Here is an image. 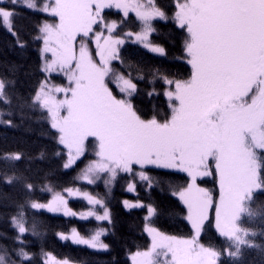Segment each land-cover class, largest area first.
<instances>
[{
    "label": "snow or ice",
    "instance_id": "snow-or-ice-1",
    "mask_svg": "<svg viewBox=\"0 0 264 264\" xmlns=\"http://www.w3.org/2000/svg\"><path fill=\"white\" fill-rule=\"evenodd\" d=\"M92 0H55V7L45 5L40 8L35 0H27V7L49 12L59 17V24H45L41 28L44 43L54 39L57 48L45 47L44 51L53 53V61H45L42 71L51 72L59 59L63 69L75 60V70L69 81L75 87H49L42 84L33 97V104L39 103L52 117V128L60 133L58 142L68 150V160L64 168H70L85 151V139L95 137L98 141L96 153L98 161L90 163L82 179L89 184L100 179L97 173H108L106 185L114 181L118 171L133 173L132 165L153 164L157 167L172 168L186 173L190 182L187 187L169 185L172 195H176L188 209L187 219L192 224L196 236L191 240L168 236L150 226V218L158 213L152 205L147 206L148 216L146 230L152 235V246L148 251L137 252L134 264H160L159 256L171 253V261L164 264H224L221 260L227 255L230 264H243V247L256 248L264 252V247L255 245L248 236L256 233L242 225V217H261L264 219V205L255 207V194H264V155L257 150H264V0H178L176 19L178 26L187 29L190 41L186 43V52L192 66L191 79L175 81L176 91L168 90L165 95L171 100L179 101V107L172 105L173 115L170 121L159 123L156 119L141 120L133 110L130 97L136 91L131 82V74L126 79L118 76L122 83L120 91L127 98L117 99L109 90L106 77L113 72L110 61L120 59L115 46L125 40L113 38L111 34L117 29V23H107L105 27L109 36L96 34L95 40L100 57L97 64L86 43H81L79 58L76 59L68 44L74 41L78 33L89 37L92 25L97 23L91 8ZM17 3V0H12ZM102 5L97 3L95 16L99 17ZM115 7L123 9L125 17L129 10L135 11L141 23V31L136 38L150 51L164 55L165 50L148 40L154 31L152 21L156 18L167 19L165 13L155 5V0H126L116 3ZM14 12L0 9V26L17 37L20 48L24 44L19 40L11 23ZM104 23L103 21H100ZM127 36H132L128 32ZM39 38V37H38ZM62 49L63 51H59ZM131 67V66H129ZM143 79L142 76L138 77ZM171 85L172 80L163 77ZM5 84L0 80V101L9 103L4 95ZM71 92V99L59 100L53 92ZM152 95V93H149ZM67 106V116L60 115V109ZM11 125V121H3ZM59 155V153H57ZM43 156V154H41ZM19 161L20 153L8 157ZM215 161L216 175L219 179L220 200L215 204V227L220 237L226 241L223 249L199 243L204 222L209 219L208 209L213 205L210 193L197 187L198 177L209 176V162ZM95 175V179L92 178ZM142 180L150 178L143 172L137 173ZM17 178L6 177L12 184ZM134 188V185H129ZM27 188L32 189L28 184ZM51 190V189H49ZM70 194L86 199L92 209L82 214V219L95 216L96 219H108L105 201L93 197L88 192L69 188ZM125 206L143 207L144 205ZM104 208L101 216L94 211L95 206ZM33 209L46 208L50 212L64 208L68 214L66 201L57 195L48 204L36 201L30 203ZM75 215V213H73ZM12 225L20 235L17 241L28 231L26 216L21 208L12 217ZM33 234L38 235L33 227ZM102 232L91 237H84L73 231L71 237L63 233L60 239H71L73 243L86 244L97 249H107L99 240ZM158 249L160 251H158ZM21 264L29 262L32 255L23 247L16 250ZM0 264H16L8 253H0ZM44 264H72L69 259L59 260L46 254Z\"/></svg>",
    "mask_w": 264,
    "mask_h": 264
},
{
    "label": "trees",
    "instance_id": "trees-1",
    "mask_svg": "<svg viewBox=\"0 0 264 264\" xmlns=\"http://www.w3.org/2000/svg\"><path fill=\"white\" fill-rule=\"evenodd\" d=\"M155 5L165 13L167 19L152 21L154 31L151 32L150 41L162 47L164 55L151 54L128 41L118 49L121 58L117 59L113 68L128 78L131 74L136 91L130 100L136 115L141 120L156 119L165 123L170 118V105L175 103L168 102L164 97L170 85L165 83L163 77L173 82L190 78L191 67L185 61L188 58L185 46L190 36L186 27L181 28L176 23L174 0H155ZM0 9L14 12L11 23L24 44L23 48L17 46V37L12 36L6 26H0V80L4 81V95L9 101L7 104L0 101V253L6 251L16 264H21L16 255L20 247L32 255L30 264H44L42 255L45 252L57 259H69L74 264H131L132 255L149 245L144 233V215L148 205L159 210L151 221L158 231L181 239L189 238L192 232L185 219V208L169 190V185L187 186L188 178L184 174L147 168L145 174L150 178L151 187L148 180L127 173L117 174L116 179L107 185L105 180L108 176H104L99 183L82 182L87 164L99 159L94 138L86 141L84 155L72 167L64 168L67 149L58 142L59 133L52 128L45 110L38 103L33 104V97L45 78L40 69L38 49L42 44L40 30L46 16L23 8L18 2L13 4L12 0H0ZM102 17L104 24L109 21L117 22L118 26L122 24L117 34L123 32L124 26L131 31L141 28L140 23L133 21L130 15L122 19L118 11L111 9L104 11ZM94 33L86 39L82 35L77 38L85 39L90 47L92 41H96L95 35L101 34L100 31ZM140 76L143 79L138 78ZM50 81L63 82L59 76H51ZM8 120L12 122L11 125L3 122ZM14 153H20L22 159L15 161L8 158ZM257 154L264 155V150H259ZM261 171L264 172V169ZM210 172L212 174L198 180V184L215 199L219 192L212 162ZM9 176L17 179L8 184L6 177ZM130 182L134 185L131 192L126 191ZM28 184L32 185L31 190L27 188ZM69 188L103 199L109 210V222L54 215L30 206L32 201L46 203L51 197L61 195L73 210H86L88 206L82 199H69L66 191ZM125 201L144 206L126 207ZM257 204L264 205V194H255L253 206ZM21 208L28 228L21 237L22 245L17 241L20 234L12 225V217ZM242 225L256 233L247 239L264 247V219L244 215ZM34 226L38 235L33 234ZM73 228L86 237L102 232L101 239L108 246L107 249L93 251L58 239V233H68ZM199 240L205 246L212 245L221 250L226 243L215 232L212 217L204 224ZM243 252V264H264V252L259 249L244 246ZM221 260L224 264H230L226 254Z\"/></svg>",
    "mask_w": 264,
    "mask_h": 264
},
{
    "label": "rangeland",
    "instance_id": "rangeland-1",
    "mask_svg": "<svg viewBox=\"0 0 264 264\" xmlns=\"http://www.w3.org/2000/svg\"><path fill=\"white\" fill-rule=\"evenodd\" d=\"M17 2H18V4H19L20 6H22L23 8L29 9V10H31V11H38V12L41 13L42 15H45V16H46V21L44 22L45 24H49V25H53V26L59 24V17H58V16H55V15H52V14L50 13V11H49V12H45V11L40 10L39 8H37V9L29 8V7H27V0H17ZM124 2H126V0H92V2H91L92 13H93V16L96 18L97 23L92 25L93 32H91V33L95 34L94 32H96V31H100V32H101V35H102V38H101V40H100V43H101V44L104 43L103 37H107V36H109V33L107 32V29H106V27H105V24L100 22V21H103V22H104V19H103V17H102L104 11L109 10V9L114 10V11H118V12L121 14V16H122V19H126V18L130 15L133 21H134V20H137L138 23H140V21H139V20L137 19V17H136V13H135V11L129 10V12H128V16L125 17L123 9H120V8L115 7L116 3H124ZM144 2L147 3V0H144ZM179 2H180V3H183L184 0H179ZM35 3L38 4V5L40 6V8H43L45 5H50L51 7H55V0H35ZM97 3H99V4L102 5V7H101V9H100V15H99V17H96V16H95L96 5H97ZM174 3H175V6H176V13H177V11L179 10V9L177 8L178 0H174ZM176 13H175V19H176ZM154 20H156V21H160V20L165 21V19H159V18H156V19H154ZM154 20H153V21H154ZM112 22H115V21H109V22H107V23H112ZM107 23H106V24H107ZM116 23H117V22H116ZM176 23L179 24V22H178L177 19H176ZM45 24H44V25H45ZM119 26H120V25H119ZM119 26H118V23H117V29L111 34V36H112L113 38H122V39L125 40V43L128 42V41H130V42H132V43H135V44L140 45L142 48H144L146 51H148V52L151 53V54H154V55H157V56H161V55L158 54V53H155V52L150 51L148 48L144 47L143 44H142L139 40H137L135 34L138 33V32H140L141 30H139L138 32H132V31H130V30H126L127 28L124 26V27H123V29H124L123 32L117 34V31H118ZM120 27H122V24H121ZM5 28H7V26H6ZM40 31H41V30H40ZM128 32H132L133 35H132V36H127L126 34H127ZM41 33H42V32H41ZM91 33H89V36H90ZM44 35H45L44 33L41 34L42 44H41V46H40L39 49H38V53H39V56H40V69H41L42 74L45 76V78H44V80L42 81L41 85H42V84H47V86H49V87L55 85L56 87H60V88H70V87H75V82H74V81H71V82L69 81V76L71 75V73L68 71V68H69V67L72 68L73 70H75V60H72L71 63H70L69 65H67V66H65L63 69H61V67H60V63H59V59L57 58V64L55 65L54 70H52L51 72H45V71H42V69L45 67V61L47 60V61L50 63V62H52L53 59H54V57H53V53H52L51 51H47V52L44 51L45 47L57 48V45H56L54 39L50 40V41H49V44L46 46L45 43H44ZM78 35H82V38H85V39L88 38V37H84L82 33H78L77 36H78ZM150 35H151V33H149V35H148V40H149V41H150ZM77 36H76V39H75L74 41H70L69 44H68L69 48L71 49V53H69V54L71 55L72 53H74L76 59L79 58V49H80L81 43L83 42V43H86V44L88 45V43H87V41H86L85 39L80 40L79 38H77ZM95 37H96V35H95ZM122 45H123V44H122ZM122 45H117V46H115V47L117 48V51H118V49H119ZM91 50H92V51H91ZM59 51L62 52L63 50H62V49H59ZM89 51H90V53L92 54V56H93V58H94V62H96V63L98 64L99 61H100V57H99L98 55H96V52L98 51L96 41H92V45L89 47ZM185 52H186V46H185ZM186 54H187V52H186ZM94 55H95V57H94ZM187 56H188V55H187ZM189 59H190V57H188L187 59H185V61L188 63V60H189ZM112 61H114V60H111V61H110V67H111V68H112V65H111ZM188 64L190 65V67H191V72H192V66H191L190 63H188ZM191 75H192V74H191ZM50 76H59V77L63 80V82H62V83H56V82L50 81ZM118 76H123V75L120 74V73H118L117 71H114V68H113V72L110 73L109 76L105 78V79H106V83H107V85H108V87H109V90L113 93V95H114L117 99L127 98V97H125V94L122 93V92L120 91V87L122 86V83H121L120 81L117 80V77H118ZM123 77L126 78L125 76H123ZM126 79H128V78H126ZM190 79H191V76H190V78H189L188 80H190ZM186 81H187V80H186ZM41 85H40V87L38 88L37 92L41 89ZM168 90H170V91H172L173 93H175V91H176V88H175V82L172 83L171 87H168V88L166 89V91H168ZM166 91H165V92H166ZM37 92H36V93H37ZM35 95H36V94H35ZM53 95H55L56 98L59 99V100H63V99H65L66 97L69 98V99H71V92H70V91L67 92V93H65V92H53ZM131 96H132V95H131ZM165 99H166L168 102L174 101L175 104H173V105L176 106V107H179V101H177L174 97L170 100L169 97H168L167 95H165ZM38 104H39V103H38ZM43 109H44V108H43ZM44 110H45V112L47 113V115H48L50 121L52 122V117L50 116V114L48 113V111H47L46 109H44ZM170 111H171V113H170V118H169L168 121L171 120L172 115H173L172 106H171ZM60 115H61V116H67V115H68V112H67V106H65V107H63V108L60 109ZM150 120H152V119H148V120H144V121H150ZM168 121H167V122H168ZM157 122H158V121H157ZM159 123H160V122H159ZM56 130H57V129H56ZM57 132H58V131H57ZM58 133H59V132H58ZM59 135H60V133H59ZM89 138H94V139H95V137H87V138L85 139V143H86V141H87ZM85 145H86V144H85ZM96 147H98V141H97V143H96ZM258 151H259V150H257V152H258ZM84 153H85V151H84ZM84 153H83V155H84ZM83 155H81V156L79 157V159H80ZM79 159H77L76 161H78ZM67 160H68V150H67ZM67 160H66V161H67ZM210 162H212L213 168H214L215 173H216V169H215V161H214V160H211ZM210 162H209V170H210ZM89 164H90V163H89ZM89 164H87V165H89ZM73 165H74V164H73ZM73 165H72V166H73ZM87 165H86V166H87ZM72 166H71V167H72ZM132 168H133V173H131V175L133 174V175H135L137 178H140V176L137 175V173H140V172L145 173V169H147V168L159 169V170H166V171H171V172H177V173L184 174V175L188 178V176H187L186 173L180 172V171H178V170H176V169H172V168L157 167L156 165H153V164H146V165L143 166V168H141L140 165L133 164V165H132ZM67 169H68V168H67ZM119 173H127V172L118 171L117 174H119ZM83 174H84V173H83ZM83 174H82V176H83ZM127 174H130V173H127ZM95 175H99V176H100V179H96V180H95V183H99V182L102 180V178H103L104 176H108L109 174L107 173V174L103 175V174H101V173H97V174H95ZM95 175H92V178H93V179H95ZM205 177H208V176H205ZM205 177H198V178H197V180H196V185H197V187L203 188L202 186H200V185L198 184V180H201L202 178H205ZM216 177H217V175H216ZM140 179H141V178H140ZM81 180H82V182H87V181L83 180L82 177H81ZM216 181H217V187H218V192H219V193H218V196H217L215 199H213V197H212V199H213V205L208 209V217H209V218L212 217V226H213L215 232L217 233V235L219 236V234H218V232H217V230H216V227H215L216 212H215V208H214V207H215V204L218 203L219 200H220V186H219V179H218V177L216 178ZM189 182H190V180H189V178H188V183H189ZM129 185H133V183L130 182ZM186 187H187V186H186ZM204 189H205V188H204ZM73 190H74V189H73ZM128 190L131 192L132 188H130V187L128 186V188H127L126 191H128ZM206 190H207V189H206ZM207 191H208V190H207ZM82 192H86V191H82ZM208 192H209V191H208ZM67 193H68V192H67ZM74 193H75V190H74ZM209 193H210V192H209ZM68 194H69V193H68ZM210 195H211V194H210ZM56 196H57V195L51 197L49 201H47L46 203H42V204H48L49 202L53 201V199H54ZM60 196H61V195H60ZM70 196H71V197H70ZM211 196H212V195H211ZM68 197H69V199H70V198H79V199H82V198L79 197V195H76V194H73V195H70V194H69ZM93 197H94V196H93ZM175 197H176V199H177V200L183 205V207L185 208V212H186V217H185V219H186V222H187V224L189 225V227H190V229H191V232H192V234H191V236H190L189 238H183V239L191 240V239H193V237L196 236V233H195V231H194V229H193V227H192V224H191V223L189 222V220L187 219V216H188V209H187V207L184 205V203L179 199L178 196L175 195ZM64 200L66 201V206H67V209H68V214H65V210H64L63 207H61L60 211H57V212H50V211H48L46 208L37 209V210H40V211H43V212H46V213H50V214H54V215H60V216L62 215V216H65V217H77V218L82 219V218H81V215H82V214H86L88 210H90V209L93 208V206L90 205L86 199H82V200L87 204L88 208H87L86 210H84V211H80V212H79V211H75V210H73L72 208H70V207L67 205V200H66V199H64ZM124 205H125V203H124ZM129 205H134V204H130V203H129ZM106 208H107V206H106ZM94 211L98 212L101 216H103V214H104V208L100 207L99 205H96V206H95ZM107 211H108V214H109V210H108V208H107ZM73 213H75V215H73ZM144 216H145V219H144V233H145V235L147 236V238H148V240H149V245H148V247H147L146 249L141 250V251H139V252L148 251V250L151 248V246H152V241H153L152 235L149 234V232L146 230V227H145L146 224L149 223V221L146 220V217L148 216V210H147V207H146V214H145ZM153 217H154V216H152V217L150 218V226L153 227V228H155V227L152 226V224H151V221H152ZM88 218L98 220V219L95 218V216H90V217H88ZM88 218H87V219H88ZM102 220H103V221H106V222H109L110 219L108 218V219H102ZM208 220H209V219H208ZM208 220H206V221L204 222V224H205ZM98 221H99V222H102V221H100V220H98ZM155 229H156V228H155ZM73 231H76V229L73 228V229H71L68 233H63V234L68 235L69 237H71V234L73 233ZM76 232H77V231H76ZM201 233H202V231H201ZM201 233H200V236H201ZM82 236H83V235H82ZM200 236L197 237L199 243H200V240H199V239H200ZM84 237H86V236H84ZM89 237H90V236H89ZM86 238H88V237H86ZM222 238H223V237H222ZM58 239L61 240L62 242H69V243H71L72 245L85 247V248L90 249V250H93V251H104V250H106V249L92 248V247H89V246L86 245V244H77V243H73L71 239L63 240V239H60L59 236H58ZM179 239H181V238H179ZM99 240H100L101 242H103V240L101 239V235L99 236ZM103 243H104V242H103ZM104 244H105V243H104ZM158 251H160V250L158 249ZM46 254H50V253L45 252V253L42 255L43 263H44V259H45V257H46ZM135 254H136V253H135ZM135 254L132 255V258H131V264H134V262H133V257L135 256ZM54 258H55V257H54ZM56 259H57V258H56ZM158 259H159V261H160V264H164L165 259H167V260L170 262V261H171V253H169L167 257L161 255V256L158 257ZM59 260H64V259H59ZM72 264H74V263H72Z\"/></svg>",
    "mask_w": 264,
    "mask_h": 264
}]
</instances>
